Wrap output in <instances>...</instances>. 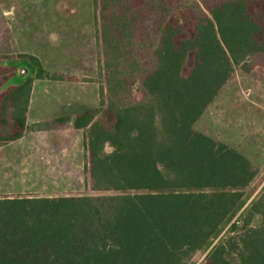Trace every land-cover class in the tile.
Returning <instances> with one entry per match:
<instances>
[{
	"label": "trees",
	"instance_id": "obj_1",
	"mask_svg": "<svg viewBox=\"0 0 264 264\" xmlns=\"http://www.w3.org/2000/svg\"><path fill=\"white\" fill-rule=\"evenodd\" d=\"M95 6L105 108L99 119L85 108L74 127L96 194L0 196V264H194L205 252L203 264H264L258 172L194 127L236 67L264 80V0ZM24 57L33 77L0 64V148L69 122L28 123L35 81L67 78ZM138 81L141 101L131 99Z\"/></svg>",
	"mask_w": 264,
	"mask_h": 264
},
{
	"label": "rangeland",
	"instance_id": "obj_2",
	"mask_svg": "<svg viewBox=\"0 0 264 264\" xmlns=\"http://www.w3.org/2000/svg\"><path fill=\"white\" fill-rule=\"evenodd\" d=\"M97 10L95 0H0V56H13L0 59V64L14 67L15 80H20L22 66L29 68L26 77H33L36 66L24 57L32 55L51 74L67 78L35 81L29 124L76 117L85 108L99 110L96 117H102ZM131 99H144L139 81ZM68 126L28 132L0 148V196L96 194L85 169V131ZM194 127L251 161L258 172L251 188L258 195L264 187V80L258 72L236 67ZM228 234L225 230L222 237ZM205 256L206 252L197 254L194 264H203Z\"/></svg>",
	"mask_w": 264,
	"mask_h": 264
},
{
	"label": "crops",
	"instance_id": "obj_3",
	"mask_svg": "<svg viewBox=\"0 0 264 264\" xmlns=\"http://www.w3.org/2000/svg\"><path fill=\"white\" fill-rule=\"evenodd\" d=\"M46 89H47V90H46ZM46 89H45V91L49 92V91H48L49 88H46ZM60 91H61V90H60ZM62 92H63V90H62ZM33 93H34V87H33V92H32L31 101H32V99H33ZM30 105H31V102H30ZM31 107H32V106H31ZM31 107H29V111L31 110ZM83 110H84V109H83ZM28 114H29V112H28ZM58 118H61V117H58ZM58 118H56V119H58ZM74 120H75V117H71V118L69 117V122H67L66 124L60 126V127L57 128V129H63L64 127H67L68 125L71 126V127H73L74 129H76V128L74 127ZM27 121H28V117H27ZM36 122H42V121H41L40 119H37L36 121H34V122H32V123H36ZM43 122H45V121H43ZM28 123H29V122H28ZM32 123H31V124H32ZM69 126H68V127H69ZM79 130H80V129H76V131H79ZM56 131H57V130H56ZM80 131H81V130H80ZM38 132H39V131H38ZM50 132L53 133V131H50ZM77 133H78V132H77ZM26 134H27V133H26ZM26 134H25V135H26ZM25 135H24V136H25ZM24 136H23V137H24ZM23 137H22V138H23ZM83 155H84V152H83ZM84 156H85V155H84Z\"/></svg>",
	"mask_w": 264,
	"mask_h": 264
},
{
	"label": "water",
	"instance_id": "obj_4",
	"mask_svg": "<svg viewBox=\"0 0 264 264\" xmlns=\"http://www.w3.org/2000/svg\"><path fill=\"white\" fill-rule=\"evenodd\" d=\"M28 74H29V68L22 66L21 71H20V75H19V79L20 80L24 79Z\"/></svg>",
	"mask_w": 264,
	"mask_h": 264
}]
</instances>
